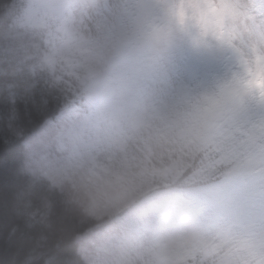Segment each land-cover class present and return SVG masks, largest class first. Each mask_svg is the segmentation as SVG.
Masks as SVG:
<instances>
[{"label":"clouds","instance_id":"clouds-1","mask_svg":"<svg viewBox=\"0 0 264 264\" xmlns=\"http://www.w3.org/2000/svg\"><path fill=\"white\" fill-rule=\"evenodd\" d=\"M0 264H264V0H0Z\"/></svg>","mask_w":264,"mask_h":264}]
</instances>
